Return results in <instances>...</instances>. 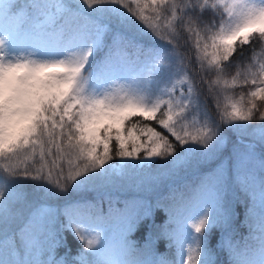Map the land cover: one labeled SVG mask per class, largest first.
I'll use <instances>...</instances> for the list:
<instances>
[{"label":"snow or ice","instance_id":"snow-or-ice-1","mask_svg":"<svg viewBox=\"0 0 264 264\" xmlns=\"http://www.w3.org/2000/svg\"><path fill=\"white\" fill-rule=\"evenodd\" d=\"M81 3L89 12L122 11L143 34L164 41L169 46L162 58L169 87L157 94L131 84L121 90L123 94L114 92L110 80L127 50L139 45L125 31L113 28V23L122 21L86 16ZM5 21L10 28L0 34V160L7 162L0 166V252L17 258V264H24L25 257L32 264H164L150 247L137 246L131 239L136 227L152 220L155 208L166 211L169 224L164 228L152 222L145 244L151 245L155 231L176 248L174 264H215L203 249L209 231L229 223L223 195L228 184L235 181L242 188L257 184L252 143L241 141L244 151L234 146L230 158L220 160L201 180L195 197L199 218L192 224L188 213L193 197L176 188L155 205L136 199L119 208L110 201L104 213L89 204L84 219L75 206L58 210L47 203L31 204L12 185L24 178L63 194L106 166L121 174V162L171 161L178 169L193 156L204 161L220 156L227 143L224 130L249 126L236 122L255 119L254 111L261 107L256 101H264V64L257 73L244 67L243 59L244 46L251 52L257 34L264 41V0H77L75 4L33 0L24 6L0 0V22ZM32 31L36 36L32 50L20 55L17 34ZM182 47L195 49L199 65L195 73L190 74L191 61L180 51ZM98 52L103 53L99 59ZM146 54L158 56L155 50ZM236 56L242 59L234 61ZM233 66L242 69L233 80H242L241 87L249 90L239 107L236 103L222 107L221 92H227L228 86L217 85ZM211 74L217 79L205 80ZM178 85L180 94L174 96ZM209 98L219 119L208 109ZM259 119V142L264 144V110ZM181 149H186L183 154ZM237 166L243 171L237 172ZM259 167L258 219L264 257V158ZM15 204L22 209L14 210ZM60 215L65 230L81 247L57 262L53 252L59 238L53 223ZM17 218L21 226L10 235L8 225ZM113 218L122 225L118 238L105 232L104 223Z\"/></svg>","mask_w":264,"mask_h":264},{"label":"trees","instance_id":"trees-1","mask_svg":"<svg viewBox=\"0 0 264 264\" xmlns=\"http://www.w3.org/2000/svg\"><path fill=\"white\" fill-rule=\"evenodd\" d=\"M11 2L24 6L31 4L33 0H11ZM38 2L43 4L47 0H38ZM71 2L75 4L77 0H71ZM81 6L84 8V15L86 16L102 18L104 21H122V23H113V28L125 31L139 45V48L133 47L127 50V57L122 62L125 65L123 66L125 73H119L116 76L117 79L121 80L120 89L116 92L117 94H123L121 90L126 89L131 84H138L142 88L155 90L157 94L169 87L167 84L168 74L165 72L167 65L162 59L169 46L164 41L154 38L151 34H143L122 11L113 12L110 9H94L89 12L86 5H82L81 3ZM25 10L31 11L30 9ZM20 36L22 38L23 36L27 37L33 43L36 38L34 31L18 33L17 37ZM256 40L257 42L252 46L251 52L249 46H244L245 55L243 59L245 61L244 67L258 73L260 65L264 64V41L259 40L258 34ZM151 50H155L158 56L146 54V52ZM180 51L191 61L189 66L190 74L198 71L199 65L196 61L195 49L182 47ZM102 55V52H98L96 58L99 59ZM249 56H251L250 62L248 60ZM240 59L242 58L239 56L233 57L234 61ZM238 70L242 69H238L237 66L229 68L227 70L228 74L218 82L217 86L220 89L228 86L227 92H221L220 100L222 107L233 103H236L239 107L241 97L249 90L248 86L241 87L242 80H233ZM216 79L215 74L205 76V80L215 81ZM206 90L207 85H205L203 91ZM179 94L178 85L177 91L173 95L179 96ZM162 98L168 99L167 95H164ZM244 102L246 103V99ZM256 103L261 107L259 110L254 111L255 119L247 122H236L249 125L247 127L236 126L226 128L223 136L227 143L222 150V154L215 158H209L207 161L193 156L187 165L178 169H173L171 161L160 162L158 160H151L134 164L121 162L120 166L123 169L121 174L117 175L115 168L106 166L102 173L81 179L78 184H74L68 192L63 194H58L55 189L43 182H35L24 178L17 179L12 187L22 191L27 201L31 204L47 203L58 210L75 206L79 210V218L84 219L87 218L90 211L87 207L89 204H95L97 209L104 213H108L110 201H114L119 208H122L125 202L136 199L155 205L170 189L176 188L193 197V202L188 213L191 217L188 223L192 224L195 219L199 218V209L197 208L195 197L198 195L201 180L204 176L220 160L230 158V153L233 151L234 146L239 151L245 150V145L238 142L237 139L255 143L260 146V149L254 147L255 160L252 169L253 174L257 178V184L244 188L235 181L228 184L227 190L223 195L224 207L230 214L229 223L226 228L215 227L209 231L203 254L208 255L215 261V264H259L262 259L260 252L262 235L258 219L260 209L258 178L260 176L259 162L260 159L264 158V144L259 142L260 130L258 126L261 123L259 115L260 110H264V101L257 100ZM208 109L215 118H220L212 98L208 99ZM229 110L231 109L229 108ZM133 119L135 121L141 120L140 117ZM152 126L156 127L163 134L168 135L155 122L152 123ZM169 140L175 143L174 138L171 136H169ZM115 146V141L113 140L111 144L113 153ZM185 150L181 149V154ZM197 155H199L198 152ZM5 163L7 162L0 160V166ZM0 171H2V167H0ZM241 171L243 170L237 166V172ZM20 209H22L21 204L14 205V210ZM152 222L155 225H163L164 228H167L169 220L166 211L154 208L152 220L145 221L136 227L131 233V239L136 242L137 246L150 247L151 251L164 264H174L177 259L176 248L169 243L166 237H161L154 231L151 245L145 244V239L150 238V231L153 229ZM65 223L63 215H60L53 223L54 232L59 238V244L55 246L53 252L57 262L62 260L66 252L70 255L75 254L81 247L79 240L72 235L71 231L65 230ZM18 226H21L19 218L8 225L9 234L11 235L13 231L18 230ZM104 228L106 235L118 238L122 225L118 218H113L104 223ZM0 260H3L4 264H17V258L10 257L6 251L0 252ZM24 264H32L31 259L25 257Z\"/></svg>","mask_w":264,"mask_h":264},{"label":"rangeland","instance_id":"rangeland-1","mask_svg":"<svg viewBox=\"0 0 264 264\" xmlns=\"http://www.w3.org/2000/svg\"><path fill=\"white\" fill-rule=\"evenodd\" d=\"M6 31H7V30H6V26L4 25L3 22H0V34L6 32ZM25 49H29V48H25ZM121 70H123V69L121 68ZM118 74H119V73H116V75H115V73H114L115 78H114V79L111 81V83H110V85H111V87L113 88V91H114V92H117V91H119V89H120V81H121V80H119V79L116 78V76H117ZM117 89H118V90H117Z\"/></svg>","mask_w":264,"mask_h":264}]
</instances>
